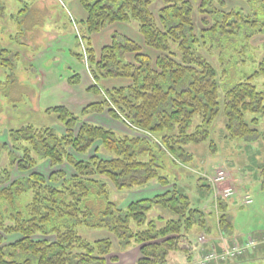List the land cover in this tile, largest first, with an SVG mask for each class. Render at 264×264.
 I'll return each instance as SVG.
<instances>
[{"label":"trees","instance_id":"16d2710c","mask_svg":"<svg viewBox=\"0 0 264 264\" xmlns=\"http://www.w3.org/2000/svg\"><path fill=\"white\" fill-rule=\"evenodd\" d=\"M79 1L87 17L76 21L78 40L84 45L95 81L88 90L101 100L87 104L80 114L64 105L47 108V112L57 113L65 133L51 126H25L9 130L12 150L0 143V155L6 150L10 157L0 168V200L5 203L0 209V264H108L109 259H118L112 255L111 238L88 240L78 226L108 230L122 249L138 247L141 256L136 264H169L170 254L187 252L186 243L191 244V238L206 227L204 210L177 185L120 208L111 199L110 183L117 191L153 181L169 185L162 170L169 162L191 161L193 154L187 145L208 141L221 119L219 129L229 137L264 139V129H259L264 91L255 84L257 77H264V58L257 70L228 87L204 53L214 55L215 47L229 45L244 28L256 32L260 22L235 9L220 10L215 3L222 5L223 0H162L158 16L152 10L156 0ZM197 3L198 13L209 14L213 20L208 28L197 30ZM116 22L134 25L145 45L157 54L143 52L136 40L118 32L97 54L93 34ZM218 35L216 46L212 39ZM248 36L246 33V39ZM75 54L82 60L85 57L84 52ZM128 54L134 56L133 61L127 60ZM110 78L129 83L102 87L100 82ZM80 80L79 74L69 78L71 84ZM104 111L140 133L119 134L83 121L85 116ZM97 142L96 151H104L110 158L78 160L70 151L87 155ZM39 158L50 161L52 168L67 162L75 173L67 176L55 169L46 177L36 171ZM15 169L27 175L13 179ZM27 195L29 201L19 205ZM89 201L102 207L89 206ZM224 207L226 202L220 201L218 220L224 232L232 233L233 224ZM51 236L54 238H48ZM8 237L17 238L8 241Z\"/></svg>","mask_w":264,"mask_h":264},{"label":"rangeland","instance_id":"374dc122","mask_svg":"<svg viewBox=\"0 0 264 264\" xmlns=\"http://www.w3.org/2000/svg\"><path fill=\"white\" fill-rule=\"evenodd\" d=\"M70 1L0 0V143L7 144V148L11 150L9 139L11 129H20L25 126L38 128L51 126L60 133H65L66 129L56 118L57 113L47 112L46 109L66 104L73 90L78 92L79 99H81V106L76 109L77 111L70 108L76 114H80L87 104L98 98L95 92L89 93L84 91L85 89H80L86 82L87 73L85 71H88V66L75 54L84 52V45L78 40L77 23L72 21L75 15L72 17L69 8L64 6L67 4L70 7ZM223 1L222 5L219 2L215 3L220 10L235 9L242 15L257 17L260 22L258 28L255 29L256 32L251 33L253 29L244 28L242 35L234 37L233 40L230 39L228 41L230 44L225 47L218 45L219 35L216 36L212 39L214 44L218 45L213 50L214 55L204 52L218 68L222 83L230 87L240 78L257 70L264 58V0ZM162 2V0L155 1L154 11L156 13L157 4L162 5ZM198 3L195 5L194 12L197 30L208 28L213 23L209 14L198 13ZM204 19H207V22L203 21ZM56 32L59 38L52 39ZM246 33L249 34L248 39L245 37ZM49 34L52 38L48 36ZM79 73L83 76L81 85L66 84L71 76ZM128 83L129 81L123 78H110L101 82L107 88ZM255 84L259 90L264 91L263 76L257 77ZM88 117H91L92 122L112 128L119 134L137 135L131 129L128 132L116 126L113 122L115 119L109 116L107 111L85 116L83 121H88ZM79 125L76 127V132ZM222 126L223 119L219 120L216 127L214 126L215 131H211L208 141L187 145L188 150L193 154L191 161L185 164L169 162L162 170V174L169 178V185L153 181L146 186L117 191L110 183L111 199L123 208L131 201L154 197L177 185L183 194L192 199L196 207L206 210V213H209L208 216L212 215L213 220H216L215 216L217 218L220 201L226 202V212L228 219L231 218L232 234L235 238L244 240L249 237L261 238L264 235V176L262 174L264 139L245 140L229 137L221 132L222 130L220 131ZM259 129H264V117H261ZM210 140L213 144H210ZM99 145L100 143L97 142L87 155L78 154L73 149L70 151L78 160H87L91 156L110 158L104 151H96ZM9 161L10 157L5 150L0 155V168L5 167ZM39 162L36 171L46 177H49L55 169L65 171L67 176L75 173L67 162L55 168H52L50 161L44 158H39ZM220 167L228 168L229 179L225 178L221 185H215V188H212L208 176L215 175L214 172ZM26 175L27 173H22L18 169L13 171V179ZM232 177L234 181H231ZM236 185L237 190L235 189L234 195L224 199L221 197L224 189L233 187L234 190ZM246 195L251 197V204L244 202ZM29 199L28 195L24 196L19 200V205L26 204ZM88 204L95 208L102 207L100 203L93 201H89ZM4 206L5 203L0 200V209ZM196 229L193 227L192 232ZM77 230L91 241L103 238L113 240L112 255L118 259L116 261L109 259L108 264H136L141 256L138 247L127 248L128 250L120 248L115 235L106 229L78 226ZM16 238L8 237V241ZM42 238L44 237H36V239ZM48 238L53 239L54 237ZM197 244L200 245V242L198 241ZM249 253L250 257L236 264H264V241L251 249Z\"/></svg>","mask_w":264,"mask_h":264},{"label":"crops","instance_id":"0c3cea01","mask_svg":"<svg viewBox=\"0 0 264 264\" xmlns=\"http://www.w3.org/2000/svg\"><path fill=\"white\" fill-rule=\"evenodd\" d=\"M159 3L157 4L158 11L163 6V2H162V5L159 4ZM64 6H65V8L66 7L69 8V12L71 13L72 17H73V15H75V17L72 18V21H77V20L80 21V20L86 19L87 12L83 8V6H82V4L80 3L79 0H71L70 1V7L67 4L64 5ZM155 6L156 5L154 3L152 5V10H153V12H154V14L156 16V15H158V11H157V13L154 11ZM115 32H118V33H120L122 35H125V36L131 38V39L136 40L140 44L143 52L148 53V54H150L152 56L156 55V51L152 50L151 48H149V47H147L145 45V42H144V39H143L142 35L140 34V32L137 30V28L134 25L128 24V23H121V22H116V23H113V24H109L101 32L93 34V36H92L93 45H94V48H95L97 54H99L101 52V49L104 46H106V45L111 43L112 35ZM48 36L51 37L50 34ZM57 38H59V35L56 32L53 35L52 39H57ZM133 58H134V56L132 54H128L127 55V60L133 61ZM85 73H87L86 74V82L84 83V85H82L80 87V89L81 90L85 89L84 91L89 92V93H93V91H89L88 88L90 86H92L95 83V81H94V79H93V77H92V75L90 74L89 71H85ZM79 75H80V78H81L79 84H71L69 82V79L66 81L67 83L66 82L65 83L66 84H70V86H79V85H81L82 82H83V79H82L83 76L80 73H79ZM104 80H108V79H103V81H101V82H104ZM101 82H100V84H101ZM101 86L104 87L102 84H101ZM105 88H107V87H105ZM96 97H98V98H96L97 99L96 101L101 100V96L96 95ZM80 104H81V99H79L78 92H76V90H73L71 92V97L67 98L66 104H64V106H67V107L71 108L72 110L77 111L76 109H79V107L81 106ZM76 107H78V108H76ZM90 118L91 117H88V119H89L88 121L92 122L93 120L90 119ZM115 120L113 122H114V124L116 126L122 128L124 131H128V130L130 131V129L124 123H122L119 120H117V121H115ZM232 180L234 181L233 177L231 178V181ZM226 210H227V208L224 207V211L223 212H226ZM204 211H205V216H206V220H207L206 221V227L204 228V230L207 231V233L209 235V238H210V241L208 243L209 247H215L217 250H220L224 246V243H226V242H230V241L235 240V239H237L240 242L244 241V239L235 238L234 235L232 234L233 232L232 233L224 232L223 229H222V226L218 222V219L216 218V216H215L216 220H213L212 215L208 216L209 213H206V210H204ZM197 243L198 242H197V238H196V235H195L194 237L191 238V244L190 243H186L187 248L189 249L187 252L176 251V252H173V253L170 254V256H169V264H185V263H187V262H189L191 260L199 259L201 257V250H200V245H198ZM248 257H250V253H248L242 259L230 260V261H227V262L221 263V264H236L237 262L244 261Z\"/></svg>","mask_w":264,"mask_h":264},{"label":"built area","instance_id":"2783aa9c","mask_svg":"<svg viewBox=\"0 0 264 264\" xmlns=\"http://www.w3.org/2000/svg\"><path fill=\"white\" fill-rule=\"evenodd\" d=\"M229 171L225 168H220L216 171L215 175L210 177L211 182L213 185H221V182H223L228 178ZM234 186V190H235ZM233 187H229L224 189L223 191V198L232 196L236 193V190L234 191ZM244 202L246 204H251L252 199L249 195L245 196ZM264 240V239H263ZM198 241L203 245L205 244L207 240V236L205 234H201L198 237ZM259 241L253 237L247 238L244 242L239 243L237 241H233L230 244L225 243L223 249L221 251H216L212 249H206L202 248V255L199 259L189 262L187 264H210L212 262L215 263H222L229 259H235L242 257L247 251L250 249L255 248L258 245Z\"/></svg>","mask_w":264,"mask_h":264}]
</instances>
